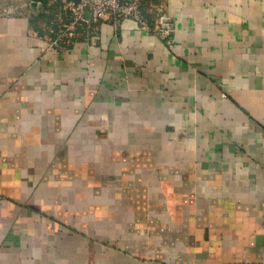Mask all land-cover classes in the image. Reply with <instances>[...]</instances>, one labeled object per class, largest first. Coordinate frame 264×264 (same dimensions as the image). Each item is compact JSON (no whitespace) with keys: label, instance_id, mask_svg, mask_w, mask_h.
I'll use <instances>...</instances> for the list:
<instances>
[{"label":"crops","instance_id":"1","mask_svg":"<svg viewBox=\"0 0 264 264\" xmlns=\"http://www.w3.org/2000/svg\"><path fill=\"white\" fill-rule=\"evenodd\" d=\"M33 3L0 15V264H264V0L67 50Z\"/></svg>","mask_w":264,"mask_h":264},{"label":"built area","instance_id":"2","mask_svg":"<svg viewBox=\"0 0 264 264\" xmlns=\"http://www.w3.org/2000/svg\"><path fill=\"white\" fill-rule=\"evenodd\" d=\"M34 1V0H33ZM32 0H0V15L13 17L28 14ZM47 3L46 13H55L47 32L51 47L72 48L81 40L96 38L101 23L120 26L123 20L131 19L142 28L149 30V18L143 9L144 0H40ZM169 27V26H168ZM168 27H160L157 33L161 38L169 34Z\"/></svg>","mask_w":264,"mask_h":264},{"label":"water","instance_id":"3","mask_svg":"<svg viewBox=\"0 0 264 264\" xmlns=\"http://www.w3.org/2000/svg\"><path fill=\"white\" fill-rule=\"evenodd\" d=\"M75 1H77V0H75ZM33 6H34L35 9H36L37 11H39V12L42 10V7H43V5H42L41 2H35V3H33Z\"/></svg>","mask_w":264,"mask_h":264},{"label":"trees","instance_id":"4","mask_svg":"<svg viewBox=\"0 0 264 264\" xmlns=\"http://www.w3.org/2000/svg\"><path fill=\"white\" fill-rule=\"evenodd\" d=\"M43 1H46V0H43Z\"/></svg>","mask_w":264,"mask_h":264}]
</instances>
